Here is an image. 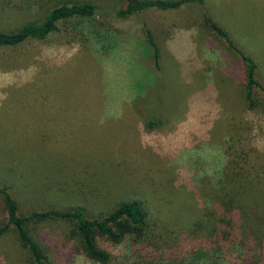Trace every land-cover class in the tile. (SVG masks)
Segmentation results:
<instances>
[{"label": "rangeland", "instance_id": "rangeland-1", "mask_svg": "<svg viewBox=\"0 0 264 264\" xmlns=\"http://www.w3.org/2000/svg\"><path fill=\"white\" fill-rule=\"evenodd\" d=\"M68 1L0 0V32L41 23ZM73 1L93 3L98 15L61 23L46 41L0 49V185L7 183L24 215L81 207L98 218L139 201L147 235L119 244L98 238L108 264L186 258L224 188L243 182L264 195V92L255 88L250 108L245 63L205 26L207 15L257 63L264 86V0H206L126 19L112 13L127 0ZM197 14L203 45L215 50L206 52L204 69L196 33L168 45L171 26ZM154 119L164 123L149 128ZM6 219L0 198V224ZM31 230L51 264H102L85 254L74 223L51 220ZM0 264H30L13 231L0 239Z\"/></svg>", "mask_w": 264, "mask_h": 264}, {"label": "trees", "instance_id": "trees-1", "mask_svg": "<svg viewBox=\"0 0 264 264\" xmlns=\"http://www.w3.org/2000/svg\"><path fill=\"white\" fill-rule=\"evenodd\" d=\"M206 0H127L124 9L112 13L120 19L156 9L167 12L178 10L186 4L204 6ZM98 15L96 5L90 2L69 0L54 6L41 23H28L13 31L0 32V49H17L29 42H43L60 31V24L73 19L93 18ZM208 27L225 39L230 48L238 53L246 65V101L254 107V90L264 92V86L256 79L257 63L241 53L232 43L228 34L205 16ZM149 46L154 49L155 64L159 68V48L154 37L148 31ZM161 119L149 120L147 125L153 128L162 125ZM258 187L243 182L224 188L215 197L213 207L206 212L205 219L197 227L202 239L193 249L185 251L186 258L173 260L170 264H264V210L259 209V201L264 195L258 194ZM0 198L6 221L0 224V239L10 231L30 256V264H51L43 248L35 240L32 227L51 220L74 223L85 254L93 261L108 264L111 254L101 249L98 238H106L119 244L125 240L141 241L147 235V213L139 201L125 202L113 212L98 218H91L84 208L66 210L48 209L22 214L20 205L7 183L0 185ZM250 242L255 243L250 247ZM192 248V247H191Z\"/></svg>", "mask_w": 264, "mask_h": 264}, {"label": "crops", "instance_id": "crops-1", "mask_svg": "<svg viewBox=\"0 0 264 264\" xmlns=\"http://www.w3.org/2000/svg\"><path fill=\"white\" fill-rule=\"evenodd\" d=\"M187 5V4H186ZM198 5V4H197ZM187 6H183V7H181L180 9H178V10H180V11H184V8H186ZM204 7V6H203ZM198 9L200 8V7H197ZM195 8H191V10H194ZM203 9V11H204V8H202ZM200 10V9H199ZM199 10L197 11L198 13H199ZM172 11H174V10H172ZM202 13V12H201ZM199 15L200 14H197V15H195V17H194V20H196L195 22L194 21H192L191 23H190V17L189 16H187V17H185L184 18V22L182 23H178L176 26H171V30H170V33H168V39L170 40L169 41V43H168V45L171 47V48H175V46H176V44H177V42H176V40L177 39H179L180 40V38L182 39V38H184V39H188V35L187 34H185V33H187L188 32V34H189V32H191L192 34L193 33H196V35H197V42H198V44H199V41L201 42V52H200V57H201V59L199 58V56H198V59H197V61H199L200 60V62H201V65H200V68L201 69H204V64H206V62L207 61H205L204 60V57H205V54H206V52H208V53H210V54H212V56H214L215 55V50L213 49V47H211V45H209V44H205V46L203 45L204 44V40L206 41V43H207V39H205V37L203 36V34H202V32H201V30H200V25H199V23H198V18H199ZM191 19H193L192 17H191ZM201 21V20H200ZM202 22V21H201ZM200 22V23H201ZM204 22V21H203ZM190 24H192L193 26L192 27H189L188 25H190ZM205 26L207 27V29L209 30V32L211 31V37H213L215 40L217 39V34L216 33H214L209 27H208V25L206 24V22H205ZM167 27H168V25H167ZM175 29H177V31L175 30ZM167 31H169L168 30V28H167ZM181 36V37H180ZM220 37V36H219ZM200 39V40H199ZM215 40H213V42H216L218 45H220V42H219V40L217 39L216 41ZM203 46H204V50H203ZM170 47H169V49L166 51V53L168 52V55H171L172 56V59L174 60V57H175V54L174 53H172L171 52V49H170ZM196 61V62H197ZM243 61V60H242ZM181 62V61H180ZM201 80H202V78H201ZM202 81H204V79L202 80ZM204 102V101H203ZM203 109H205V102H204V104H203Z\"/></svg>", "mask_w": 264, "mask_h": 264}]
</instances>
